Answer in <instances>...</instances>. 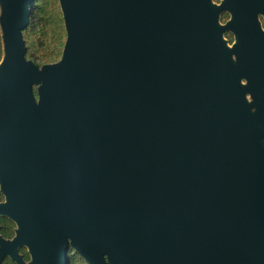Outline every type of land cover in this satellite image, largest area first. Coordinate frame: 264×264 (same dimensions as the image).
<instances>
[{"label": "water", "instance_id": "water-1", "mask_svg": "<svg viewBox=\"0 0 264 264\" xmlns=\"http://www.w3.org/2000/svg\"><path fill=\"white\" fill-rule=\"evenodd\" d=\"M59 1V61L26 59L31 7L0 70L8 165L52 167L27 217L52 257L264 264V0Z\"/></svg>", "mask_w": 264, "mask_h": 264}, {"label": "flooded vegetation", "instance_id": "flooded-vegetation-1", "mask_svg": "<svg viewBox=\"0 0 264 264\" xmlns=\"http://www.w3.org/2000/svg\"><path fill=\"white\" fill-rule=\"evenodd\" d=\"M37 1L34 0L31 3L30 0H0V70L8 52L6 39L8 21L12 20L18 26L31 7V13L33 14ZM222 1L215 2L213 0L217 4H221ZM61 16L63 18V13ZM259 19L262 26V19L260 17ZM29 24L21 29L26 45V59L32 61L39 68L59 61L62 54L55 60H52L49 56L44 59L40 58V54L35 51L33 44L35 36L29 29ZM31 40L32 43H30ZM64 46L61 53H63ZM242 82L245 84L246 80L242 79ZM33 90L37 96L36 85L33 86ZM248 96L252 97L254 102H250ZM246 99L248 103L252 104L251 110L254 112L257 109L255 98L249 92H246ZM2 133L0 127V264H67L68 261H70V264H77V261L71 258L77 252L72 251L71 255L69 253L73 249L72 247L69 251H66L65 258L63 257V251L69 245L68 240L54 245V256L52 257L51 243L49 242L50 234L47 232V227L44 224H34L32 221L27 220L32 206L33 209L36 208V197L42 196L43 198V195H45L39 193L37 196L33 192L35 190L34 185L46 184L50 181L52 167L46 164L41 165L40 162L37 165L32 162L30 167L29 163L25 164L24 161H18L16 164L9 166L11 157L20 156H14L3 151L4 137ZM21 184L23 187L20 186ZM30 185L33 186L30 187ZM37 208H40V212H42L46 208V202H38Z\"/></svg>", "mask_w": 264, "mask_h": 264}, {"label": "trees", "instance_id": "trees-1", "mask_svg": "<svg viewBox=\"0 0 264 264\" xmlns=\"http://www.w3.org/2000/svg\"><path fill=\"white\" fill-rule=\"evenodd\" d=\"M214 1L220 2L221 0ZM61 15L62 10L59 0L37 1L28 27L34 33L35 38L33 39V44L36 53L40 54L41 59L49 56L52 60H55L62 54L61 51L66 39V30L64 19ZM230 18V12L223 11L220 16V21L225 24ZM261 19L262 26L264 27V16H262ZM224 35L228 43H233L235 41L233 32L226 31ZM30 43H32V40ZM72 251L75 250H70V255ZM71 258L77 261V264H88L78 253H75Z\"/></svg>", "mask_w": 264, "mask_h": 264}, {"label": "rangeland", "instance_id": "rangeland-1", "mask_svg": "<svg viewBox=\"0 0 264 264\" xmlns=\"http://www.w3.org/2000/svg\"><path fill=\"white\" fill-rule=\"evenodd\" d=\"M262 16H263V15L260 14L259 17L262 18ZM222 23H223V22H222ZM223 37H224V39L227 41L225 35H224ZM234 43H235V41H234L233 43H231V44L227 42V44H229L230 47H232ZM247 98H248V100H249L250 102H254V101L252 100V99H253L252 97L248 96Z\"/></svg>", "mask_w": 264, "mask_h": 264}]
</instances>
